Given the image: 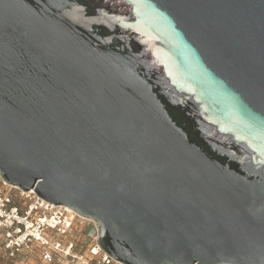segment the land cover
Wrapping results in <instances>:
<instances>
[{
    "label": "water",
    "instance_id": "1",
    "mask_svg": "<svg viewBox=\"0 0 264 264\" xmlns=\"http://www.w3.org/2000/svg\"><path fill=\"white\" fill-rule=\"evenodd\" d=\"M0 175L124 264H264V0H0Z\"/></svg>",
    "mask_w": 264,
    "mask_h": 264
},
{
    "label": "built area",
    "instance_id": "2",
    "mask_svg": "<svg viewBox=\"0 0 264 264\" xmlns=\"http://www.w3.org/2000/svg\"><path fill=\"white\" fill-rule=\"evenodd\" d=\"M97 237L93 220L0 175V264H124Z\"/></svg>",
    "mask_w": 264,
    "mask_h": 264
},
{
    "label": "bare ground",
    "instance_id": "3",
    "mask_svg": "<svg viewBox=\"0 0 264 264\" xmlns=\"http://www.w3.org/2000/svg\"><path fill=\"white\" fill-rule=\"evenodd\" d=\"M85 218V217H84ZM87 219V218H86Z\"/></svg>",
    "mask_w": 264,
    "mask_h": 264
}]
</instances>
